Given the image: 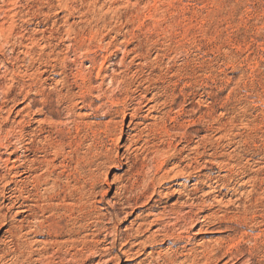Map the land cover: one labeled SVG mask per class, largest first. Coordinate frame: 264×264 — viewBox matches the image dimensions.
Masks as SVG:
<instances>
[{"label": "rangeland", "instance_id": "1", "mask_svg": "<svg viewBox=\"0 0 264 264\" xmlns=\"http://www.w3.org/2000/svg\"><path fill=\"white\" fill-rule=\"evenodd\" d=\"M190 205L264 264V0H0V264H159Z\"/></svg>", "mask_w": 264, "mask_h": 264}, {"label": "bare ground", "instance_id": "2", "mask_svg": "<svg viewBox=\"0 0 264 264\" xmlns=\"http://www.w3.org/2000/svg\"><path fill=\"white\" fill-rule=\"evenodd\" d=\"M127 53H129V52H127ZM58 63V62H57ZM138 67V66H137ZM120 68V67H119ZM126 70V69H125ZM119 76V75H118ZM114 78V77H113ZM95 83V82H94ZM58 85V84H57ZM102 85V84H101ZM92 87V86H91ZM103 87V86H102ZM88 88V87H87ZM146 88V87H145ZM157 88V87H156ZM43 89V88H42ZM125 89V88H124ZM131 89V88H130ZM176 90V89H175ZM88 91V90H87ZM112 91V90H111ZM135 91V90H134ZM99 92V91H98ZM121 93V92H120ZM102 94V93H101ZM100 95V94H99ZM145 95V94H144ZM99 100V99H98ZM118 100V99H117ZM148 101V100H147ZM117 102V101H116ZM109 103V102H108ZM67 104V103H66ZM104 104V103H103ZM119 104V103H118ZM105 105V104H104ZM97 106V105H96ZM121 106V105H120ZM103 107V106H102ZM123 107V106H122ZM154 107H156V106H154ZM167 107V106H166ZM141 108V107H140ZM150 108V107H149ZM25 109V108H24ZM68 109V108H67ZM128 110V109H127ZM157 110V109H156ZM161 110V109H160ZM131 111V110H130ZM70 113V112H69ZM125 113V112H124ZM152 113V112H151ZM179 113V112H178ZM126 115V114H125ZM132 115V114H131ZM137 115H139V114H137ZM136 115V116H137ZM178 115V114H177ZM52 117V116H51ZM134 117V116H133ZM210 117V116H209ZM171 118V117H170ZM175 118V117H174ZM137 119V118H136ZM173 119V118H172ZM167 120V119H166ZM131 122V121H130ZM162 122V121H161ZM46 123V122H45ZM109 124V123H108ZM146 127V126H145ZM177 127V126H176ZM116 128V127H115ZM109 130H111V129H109ZM177 130V129H176ZM108 131V130H107ZM106 131V132H107ZM116 132V131H115ZM164 132V131H163ZM172 132V131H171ZM155 133V132H154ZM153 134V133H152ZM143 135V134H142ZM171 135V134H170ZM118 138V137H117ZM181 138V137H180ZM138 139V138H137ZM111 140V139H110ZM118 140V139H117ZM117 143V142H116ZM209 145V144H208ZM131 146V145H130ZM129 151V150H128ZM154 153V152H153ZM10 155V154H9ZM161 157V156H160ZM164 157V156H163ZM163 157H161L162 159H163ZM9 158V157H8ZM128 159V158H127ZM209 159V158H208ZM137 160V159H136ZM165 160V159H164ZM194 160V159H193ZM215 160V159H214ZM7 161V160H6ZM160 161H162V160H160ZM51 163V162H50ZM135 163V162H134ZM160 163V162H159ZM208 164V163H207ZM34 165V164H33ZM13 166H15V165H13ZM123 165H120V167H122ZM13 168V167H12ZM132 168V167H131ZM166 168V167H165ZM120 169V168H119ZM13 170V169H12ZM160 172V171H159ZM26 174V173H25ZM167 176V175H166ZM188 176V175H187ZM163 177V176H162ZM96 178V177H95ZM160 178V177H159ZM170 178V177H169ZM99 180V179H98ZM161 180V179H160ZM164 180V179H163ZM158 181V180H157ZM156 181V182H157ZM12 182V181H11ZM45 183V182H44ZM87 183V182H86ZM94 183V182H93ZM97 183V182H96ZM107 183V186H108V188H110L111 189V185L108 183V182H106ZM97 184H99V182L97 183ZM56 185V184H55ZM82 185V184H81ZM154 185V184H153ZM58 186V185H57ZM53 187V186H52ZM64 187V186H63ZM94 187H95V185H94ZM156 187V186H155ZM59 188V187H58ZM92 188V187H91ZM67 189H68V187H67ZM77 189V188H76ZM88 189V188H87ZM123 189V188H122ZM55 190V189H54ZM71 190V189H70ZM73 190V189H72ZM84 190V189H83ZM92 191H83V192H81V193H79V196L78 197H75V196H77V194H78V192L79 191H76V190H74L75 192L74 193H76V194H74V196L72 195V198L71 199H73V198H78L77 200H78V206H79V204L82 206L81 208H87V207H89L92 203H91V201L93 200H95V191H94V189H91ZM118 192L116 193V195H119V191H120V188H117L116 189ZM195 190V189H194ZM197 191V190H196ZM230 191V190H229ZM238 192V191H237ZM106 193H108V192H106ZM105 193V194H106ZM151 193V192H150ZM59 194V193H58ZM155 194V193H154ZM194 195V194H193ZM71 196V195H70ZM187 196V195H186ZM62 197V196H61ZM64 198V197H63ZM59 199V198H58ZM67 200V199H66ZM126 200V199H125ZM188 200V199H187ZM237 200V199H236ZM69 201H71V200H69ZM75 201V200H74ZM54 202V201H53ZM64 202V201H63ZM72 202V201H71ZM76 202H74L75 204H77ZM62 203V202H61ZM193 203V202H192ZM53 204V203H52ZM111 204V203H110ZM69 205V204H68ZM74 206H76V205H74ZM60 207V206H59ZM67 207V206H66ZM69 207H70V205H69ZM68 207V208H69ZM91 207V206H90ZM89 207V208H90ZM190 207H191V209L189 210V212H184L183 211V209L182 210H177V211H175L174 210V212H173V214L172 215H174L175 216V223L173 222V225L171 224V226L169 225H167V226H164V228H163V232H165L164 233V239H165V241H167V243H169L168 244V246H169V250H170V252L168 253H165V254H163V253H157V256L159 257V264H227V263H225V262H223V263H221V259L219 258V254L221 253V251H222V249L221 248H217V247H215V248H207V247H202V249L201 250H196V249H193V248H190V249H188V247H187V244H185V241H183V233H186V229H188V227H190V230H194V229H196V224H195V218H196V212H194V208L196 207H194L193 205H190ZM62 208V207H61ZM88 208V209H89ZM180 208H182V207H180ZM83 209V210H84ZM179 209V208H178ZM76 210V209H75ZM82 211V210H81ZM186 211V210H185ZM196 211V210H195ZM83 212V211H82ZM167 212V211H166ZM165 212V214H167ZM168 214H170L171 215V213L170 212H168ZM154 215V214H153ZM162 218V217H161ZM164 218V217H163ZM168 218V217H167ZM172 218H174V217H172ZM205 219V218H204ZM167 220H169V219H167ZM172 220V219H171ZM165 220H162V222H164ZM170 221V220H169ZM168 221V222H169ZM158 223H159V221H158ZM148 224V223H147ZM147 224H145V225H147ZM155 224V223H154ZM151 225V224H150ZM153 225V224H152ZM143 226V225H142ZM148 226V225H147ZM155 226V225H154ZM162 229V228H161ZM156 230V229H155ZM201 230V229H200ZM199 230V232H202L203 230H201L200 231ZM140 231H142V230H140ZM188 231V230H187ZM79 232V231H78ZM155 232H157V231H155ZM155 232H153V234L151 235V238H148V240L150 239V240H157L156 239V234H155ZM159 232H160V230H159ZM69 233V232H68ZM74 234H76L75 232L73 233L72 231L68 234V236H69V238L71 237L72 238V236H76V235H74ZM158 234V233H157ZM116 235V234H115ZM159 235H160V233H159ZM185 235V234H184ZM162 236V235H161ZM189 236V235H188ZM187 236V237H188ZM116 237V236H115ZM158 238H159V236H158ZM190 238V237H189ZM185 239H187V238H185ZM72 240V239H71ZM74 240V239H73ZM191 240V239H190ZM74 241H76V240H74ZM218 241V240H217ZM219 241H221V240H219ZM73 242V241H72ZM148 242V241H147ZM154 242V241H153ZM189 242V241H188ZM74 243V242H73ZM145 243V242H144ZM184 244V245H183ZM220 245V244H219ZM139 246V245H138ZM198 247H200V246H198ZM219 247H221V246H219ZM226 250V249H225ZM224 251V250H223ZM155 254L156 253H151L150 255L151 256H155ZM125 255V254H124ZM131 255V254H130ZM223 255V254H222ZM221 255V256H222ZM129 258V257H128ZM154 258V257H153ZM224 260V259H223ZM235 261V260H234Z\"/></svg>", "mask_w": 264, "mask_h": 264}]
</instances>
